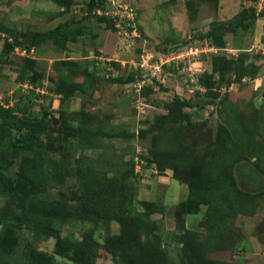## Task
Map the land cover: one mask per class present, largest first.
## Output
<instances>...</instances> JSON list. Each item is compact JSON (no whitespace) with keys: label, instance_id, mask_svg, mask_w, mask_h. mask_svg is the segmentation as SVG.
Masks as SVG:
<instances>
[{"label":"rangeland","instance_id":"rangeland-1","mask_svg":"<svg viewBox=\"0 0 264 264\" xmlns=\"http://www.w3.org/2000/svg\"><path fill=\"white\" fill-rule=\"evenodd\" d=\"M107 1L0 0V194L25 195L19 207L0 195V211L32 222L43 206L39 216L73 243L118 237L92 264H264V0H113L136 11L140 41L97 13ZM251 9L222 28L219 50L200 38ZM200 40L215 50L194 65L191 93L181 73L150 92L134 86L143 43L162 52ZM14 44L35 46V58ZM175 107L190 123H173ZM90 186L124 213L133 248L120 222L88 207ZM12 227L0 223V264H83Z\"/></svg>","mask_w":264,"mask_h":264},{"label":"trees","instance_id":"trees-1","mask_svg":"<svg viewBox=\"0 0 264 264\" xmlns=\"http://www.w3.org/2000/svg\"><path fill=\"white\" fill-rule=\"evenodd\" d=\"M244 1L249 2L252 5L255 1H258V0H244ZM105 8L106 7H102V8H98V9L105 10ZM263 8H262V10H263ZM262 10H261V12H262ZM241 12H243V10ZM245 13L238 14L235 17H232L229 20L214 22L210 26L208 31L204 35H202L200 38L201 39H205L206 38L208 40H209V38L210 39L212 38L211 40H213V42L216 44L217 48L223 47L225 44H224V40H223V37H222V28L227 26L228 24L229 25H234V24H236V22L242 21L246 17L248 18L249 16H251V14H253V15L256 14L255 11L252 10V9L250 10L249 15H245ZM102 16H104V15H102ZM103 18L107 21V23L111 26V28L113 30L117 31V29L115 28V26H116V21L115 20L110 19L109 17H106V16H104ZM137 22H138V16L136 15V23ZM136 29H137L140 37L142 38L143 35H142L141 29L139 27V23H137ZM59 31H60V33H62L64 31V27H62V26L59 27ZM50 39L58 47H61L63 45L64 41L62 39H60V38L50 37ZM210 43H212V42L210 41ZM15 46L35 47L33 45H18V44H14V45H12V50H13V48ZM156 48H155V50H157V51L160 50V48H158V47H156ZM165 48L167 50L171 49L170 46L165 47ZM218 56H219L218 57L219 60L221 62H223L224 61V59H223L224 57L221 56V55H218ZM216 57L217 56H215V58ZM214 65H216V64H214ZM214 68L216 69L217 67L213 66V70H214ZM172 73H175V71H172ZM151 90H152L151 88H142L140 93L144 92V91H149L150 92ZM176 102H180V101L177 100V98H176ZM186 106H190V104L187 103ZM175 109L178 111L177 115H175ZM192 117H193V115H191V113H186L185 115H183L179 111V108L175 107L174 110H173V113H172V119L171 120L175 124H184V123L188 124V123H190ZM165 118L166 117H164V119ZM184 119H185V122L183 121ZM71 129L75 133H77L78 130L80 131L79 133L83 132L78 127L77 128H73L72 127ZM73 136H75V135L73 134ZM155 153H157V152H155ZM157 154L159 155V153H157ZM140 160H144L145 161V160H147V157L144 158V156H141ZM158 161H159V156H157V155H156V159L149 160V162H153L155 164ZM90 190H91V192L89 193ZM0 191H1V189H0ZM98 193L99 192L95 188L92 189V187L90 186V189H87L84 192V197H85L84 201L88 205H90L88 207L93 208V210L95 211V212L94 211H92V212L96 213L102 219L120 222V224H121L120 236L129 239L130 235L133 234V233L132 232L128 233L125 230V227L127 226V224L125 223L126 217H125L124 213H122L119 209H113L112 210V209L108 208V205H107L105 199H98L97 197H95V196H97ZM0 195L5 196L7 198V202L8 203L10 202V203L14 204L15 207L21 206V203L24 202V197L23 196H25L23 191L21 193L20 190H16V192L13 193V190L10 189V188H6V189L4 188ZM198 202H211V199H208V196H206V197H202V199H199ZM84 204L81 207L74 208V210H78V211L80 209H82V210L86 209L87 210V207H85ZM8 205L9 204H7L6 206H8ZM216 205L217 204L214 203V204H210V206H209L210 219L212 218L213 214L216 211ZM177 208H180L183 211L192 210L191 207L188 204H182V205H180ZM7 210H8V208H7ZM44 211H45V208L43 206H38V207H34L33 208L32 213L35 216L32 219L33 223L30 222L29 219L27 217H25L23 214H19V215L15 216L12 212L0 211V223H1V226L5 225L7 223L8 224L9 223L12 224V226H13L12 228H13L14 232H17L19 229H22V228H26V229L33 228V231L36 234H42V236L44 238H46V239L53 238L56 247L60 248V254L61 255H64V256H71L72 255L71 256L72 259H74L76 261H79V262H82L83 264H92V261L97 256L99 248H101V247L102 248H106L105 247V243H107V245L110 247L111 244H112V241L118 238V237H115V238L111 237V238L105 239L104 243L102 245H101V243L99 245L96 244L94 241L90 240L88 236H85L84 240L82 242H80V243H76V242L73 243L72 241L71 242L68 241V239H66V240L65 239H61L59 231L57 229L51 227L50 224H49V221L47 219H42L39 216V214H42ZM56 214L57 213H55L53 211L51 215L55 216ZM14 222H18L16 226L13 224ZM138 234H140V233H138ZM133 236H134V234H133ZM136 240H137V238L134 236L133 242H132V248H133ZM43 258H46V257H43ZM45 260H47V259H45Z\"/></svg>","mask_w":264,"mask_h":264},{"label":"built area","instance_id":"built-area-1","mask_svg":"<svg viewBox=\"0 0 264 264\" xmlns=\"http://www.w3.org/2000/svg\"><path fill=\"white\" fill-rule=\"evenodd\" d=\"M111 4L104 12H98V14L104 15L116 21L115 28L118 33L123 31V35L139 39L140 35L136 29V11L128 7H119L113 0H108ZM113 4V5H112ZM111 8V9H110ZM135 12V13H134ZM127 33V34H126ZM200 41L190 42L189 44L180 45L179 47H171L162 52L155 50V48H149L146 45L141 49V55L139 57L135 70L137 71V79L134 86L137 90L142 88H152L156 90L159 85L164 84L166 74L181 73L185 83L187 84V91L192 92L194 84H197V76L201 71H194V65L201 63V59L207 55L208 52L215 50L213 46L209 44L201 43ZM15 54L21 57H31L35 53L33 47H16L14 49ZM158 55H161L158 59ZM149 72V73H148Z\"/></svg>","mask_w":264,"mask_h":264},{"label":"clouds","instance_id":"clouds-1","mask_svg":"<svg viewBox=\"0 0 264 264\" xmlns=\"http://www.w3.org/2000/svg\"><path fill=\"white\" fill-rule=\"evenodd\" d=\"M107 3H109L108 1H107ZM107 8V7H106ZM106 8H105V10H106ZM105 10H102L103 12L105 11ZM262 10V9H261ZM98 12H100V11H97V13ZM102 16V15H101ZM138 23V22H137ZM144 38L142 37H140L139 39H134V40H136V41H140V40H143ZM144 45H142L140 48L142 49L146 44L145 43H143ZM16 47H26V46H15L14 48H13V50H12V52L15 54V51H14V49L16 48ZM27 48H30V47H28L27 46ZM34 49H35V53H34V55L33 56H31V57H21V56H19V55H17V54H15L16 56H18V57H21V58H31V59H34L35 58V56H36V54H37V49H36V47H33ZM150 48V47H149ZM218 50H219V48H218ZM202 60V59H201ZM203 61V60H202ZM169 74H172V73H169ZM177 74V73H176ZM175 74V75H176ZM168 76V75H167ZM166 76V77H167ZM166 77H165V79H166ZM183 77V76H182ZM184 79V78H183ZM166 83V81L164 82V84ZM164 84H162V85H164ZM162 85H159L158 86V88L160 87V86H162ZM185 86H187V84H185ZM24 87H26V86H24ZM28 88V87H27ZM152 89V88H151Z\"/></svg>","mask_w":264,"mask_h":264},{"label":"crops","instance_id":"crops-1","mask_svg":"<svg viewBox=\"0 0 264 264\" xmlns=\"http://www.w3.org/2000/svg\"><path fill=\"white\" fill-rule=\"evenodd\" d=\"M243 3H247V2H243ZM237 14V13H236ZM229 20V19H228Z\"/></svg>","mask_w":264,"mask_h":264}]
</instances>
